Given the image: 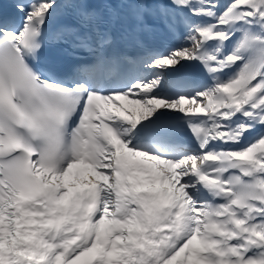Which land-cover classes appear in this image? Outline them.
<instances>
[{"label":"snow or ice","instance_id":"1","mask_svg":"<svg viewBox=\"0 0 264 264\" xmlns=\"http://www.w3.org/2000/svg\"><path fill=\"white\" fill-rule=\"evenodd\" d=\"M13 7L0 264H264V0Z\"/></svg>","mask_w":264,"mask_h":264}]
</instances>
